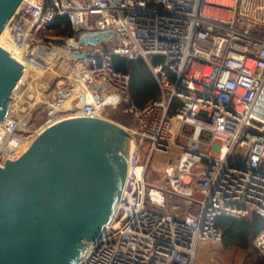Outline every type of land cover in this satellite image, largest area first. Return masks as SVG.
I'll return each instance as SVG.
<instances>
[{
	"label": "built area",
	"instance_id": "1",
	"mask_svg": "<svg viewBox=\"0 0 264 264\" xmlns=\"http://www.w3.org/2000/svg\"><path fill=\"white\" fill-rule=\"evenodd\" d=\"M58 17L73 37L48 36ZM6 27L30 65L47 74L64 62L61 87L72 88L76 108L51 124L99 117L124 100L135 115L122 201L78 264H195L200 244L223 241L219 217L264 219V0H23ZM117 57L145 60L155 98L133 101ZM27 144L21 120L7 118L0 165ZM175 151L152 180L155 156ZM254 245L264 258V230Z\"/></svg>",
	"mask_w": 264,
	"mask_h": 264
},
{
	"label": "water",
	"instance_id": "2",
	"mask_svg": "<svg viewBox=\"0 0 264 264\" xmlns=\"http://www.w3.org/2000/svg\"><path fill=\"white\" fill-rule=\"evenodd\" d=\"M22 2L0 0V36ZM24 73L0 45V123ZM131 149V134L117 123L73 117L0 165V264H78L117 214Z\"/></svg>",
	"mask_w": 264,
	"mask_h": 264
},
{
	"label": "rangeland",
	"instance_id": "3",
	"mask_svg": "<svg viewBox=\"0 0 264 264\" xmlns=\"http://www.w3.org/2000/svg\"><path fill=\"white\" fill-rule=\"evenodd\" d=\"M63 30V26L54 28V31L49 33L48 36L51 37L52 40H55V38L68 39L73 37V32L71 36H68L63 33ZM103 45L108 47L111 44L108 45L104 43ZM68 54L70 53L68 52ZM63 57L66 58L65 54ZM65 60L66 59H64V61ZM63 63L64 62L60 63V65L53 70L50 69L47 74H44L45 77H43V79L38 78L36 85L26 93V89L21 88L17 91L15 96L13 94L12 103H14L15 107L17 108L18 105H23L22 108L24 111L21 112V114L16 111L14 116L21 120L22 130L28 141H34L38 134L51 124L52 120L62 115H66L76 108L74 99L75 93H73L72 88L61 87L63 80L60 76L63 77L66 70ZM40 93L43 96L44 101H37L36 97ZM61 100H64V102ZM55 109H58L57 113H54ZM102 118L117 123L129 133L135 128L136 124L135 115L129 111V102L126 100L118 106L107 107L102 114ZM202 150L207 151V148L202 147ZM177 156V151L173 152L171 156L156 155L153 159V164L157 169L156 171L154 169L150 170L151 175L153 176L152 180H159V172H161L162 168H165V165L169 163L171 159L174 160ZM173 162H175V160ZM209 243H211V246H199L195 258V264H264V258L260 255L255 246L247 248L244 254V260L242 261V246H218L220 245L218 243L221 242Z\"/></svg>",
	"mask_w": 264,
	"mask_h": 264
},
{
	"label": "trees",
	"instance_id": "4",
	"mask_svg": "<svg viewBox=\"0 0 264 264\" xmlns=\"http://www.w3.org/2000/svg\"><path fill=\"white\" fill-rule=\"evenodd\" d=\"M63 26V33L71 36L72 29L66 17H58L54 24V28ZM116 67L131 74L130 94L134 102L139 106L144 105L149 100L155 98L158 94V85L156 79L151 72L149 66L143 59L128 60L124 58H115ZM256 221H248L246 218H233L229 216H221L218 218L217 225L223 232V243L225 246H242V233L245 230L255 229L254 232L257 237L258 228L264 230V223L258 227ZM262 230V231H263ZM261 231V232H262ZM255 241V239H254Z\"/></svg>",
	"mask_w": 264,
	"mask_h": 264
},
{
	"label": "bare ground",
	"instance_id": "5",
	"mask_svg": "<svg viewBox=\"0 0 264 264\" xmlns=\"http://www.w3.org/2000/svg\"><path fill=\"white\" fill-rule=\"evenodd\" d=\"M74 42V40H73ZM0 45L2 47H4L5 49H7L14 58H16L17 60L19 61H24L19 55L16 54L15 52V44L13 42V38L12 36L10 35V32H9V29L8 27L5 28V30L3 31L2 35L0 36ZM56 50V48H55ZM57 51H59V49H57ZM54 55L51 56V63L54 62ZM26 64H27V71L24 75V78L19 82L18 86H19V89H20V86L24 84V82L28 79L29 76H32L34 79H36V77H39V76H42L43 74L46 73V68L45 67H37L35 64H29L27 63L26 61H24ZM65 68V66H64ZM15 90L14 91V96L17 94V91L19 90ZM30 88H28L25 93L29 90ZM36 90V89H35ZM22 95V94H21ZM21 95H20V98H21ZM30 96V95H29ZM32 96V95H31ZM19 98V99H20ZM23 98V97H22ZM33 98V97H32ZM37 98V101H44V98L43 96L41 95V93L36 97ZM13 102V101H12ZM47 103V102H46ZM66 105V104H65ZM23 105L20 106L18 105L17 108L15 107L14 103H11V107H10V115L8 116V118L10 119L17 111V113H20L23 112ZM32 110V109H31ZM58 112V109H55L54 110V113H57ZM53 113V115H54ZM24 116V115H23ZM20 117L22 118V116L20 115ZM55 117V115H54ZM99 117L102 118V115H99ZM54 119V118H53ZM56 119V118H55ZM23 121V120H22ZM1 125L2 123H0V128H1ZM130 131V130H129ZM34 139V138H33ZM33 140H30L28 141V144H27V147L29 148L30 145L32 144Z\"/></svg>",
	"mask_w": 264,
	"mask_h": 264
},
{
	"label": "crops",
	"instance_id": "6",
	"mask_svg": "<svg viewBox=\"0 0 264 264\" xmlns=\"http://www.w3.org/2000/svg\"><path fill=\"white\" fill-rule=\"evenodd\" d=\"M243 218H246V220L251 221V222L257 220L256 224L258 223V227L261 226V223L262 224L264 223V219L262 217L256 215V214H252L250 216L243 217ZM260 228H258L259 229L258 233H260L263 230ZM254 230L255 229L245 230L244 233H242V261L244 260V254H245L247 248H249L250 246H255L254 245V239H255L257 232L255 233ZM210 244L211 243H203V244H200V246H211ZM218 244H220L218 246H225L223 241L221 243H218ZM233 246H236V245H233ZM199 264H201V263H199Z\"/></svg>",
	"mask_w": 264,
	"mask_h": 264
}]
</instances>
